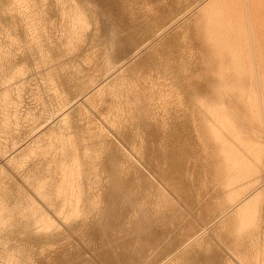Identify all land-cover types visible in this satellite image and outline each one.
Here are the masks:
<instances>
[{
    "label": "rangeland",
    "instance_id": "rangeland-1",
    "mask_svg": "<svg viewBox=\"0 0 264 264\" xmlns=\"http://www.w3.org/2000/svg\"><path fill=\"white\" fill-rule=\"evenodd\" d=\"M220 1L0 0V264H264L211 129L236 104L264 162V1Z\"/></svg>",
    "mask_w": 264,
    "mask_h": 264
},
{
    "label": "bare ground",
    "instance_id": "bare-ground-1",
    "mask_svg": "<svg viewBox=\"0 0 264 264\" xmlns=\"http://www.w3.org/2000/svg\"><path fill=\"white\" fill-rule=\"evenodd\" d=\"M220 2L221 1L219 0V3ZM225 2H226V0H225ZM229 2H230V0H229ZM229 2H227V3L229 4ZM251 2H250V4H251ZM256 3H257V1H256ZM217 4H218V1H217ZM234 4H236V2ZM231 5H233V3ZM251 7H252V5H251ZM233 9H235V8H233ZM262 9H263V7H262ZM218 10L220 12H222L221 7ZM228 10H230V7ZM257 10L259 11V9H257ZM232 11L233 10H231V12ZM235 14H236V12H235ZM254 14H256V13H254ZM258 15L259 14H257V16ZM261 15H262V13H261ZM249 16H250V14H249ZM234 17H236V16H234ZM230 18L232 19V17H230ZM247 19H249L248 16H247ZM257 19H258V17H257ZM244 21H246V20H244ZM196 22H197V20H196ZM260 23L262 24V20H260ZM207 25H206V27H207ZM253 25H254V23H253ZM258 26H259V24H258ZM251 27H253V26H251ZM230 28L232 29V26H230ZM207 31H208V29H207ZM257 31H258V29H257ZM220 32H221V30H220ZM228 33L229 32H227V34ZM199 34H200V31H199ZM252 34H253V32H252ZM254 35H255V33H254ZM207 36H209V35H207ZM248 38H251V37L248 36ZM252 38H251V40H253ZM208 39H210V37ZM257 40H258V38H257ZM253 42L255 43L256 40L252 41V43ZM258 42L261 43L260 41H258ZM254 43H253V46H254ZM262 44L264 45V43H262ZM258 45L260 46L261 44H258ZM257 48H259V47H257ZM256 51L254 53L258 52V51L257 52ZM258 56H259V54H258ZM232 58H234V57H232ZM260 60H262L261 64L256 65L253 68L251 66V68L254 70L253 75H255V78H256V80H255L256 86L254 85V87H256V88L254 89V87H253V89L255 90V98H254V103H255V107H256L255 109H257V112L261 116V118L264 119V54H263V58ZM253 65H254V63H253ZM221 72H222V70H221ZM211 123L212 122H210L208 124H211ZM211 129L213 132V137L215 138V140L218 143V148H219L218 155L221 158V165H220L221 169L223 170V172L226 173V178L222 183V201H221L222 206L234 208V210H235V212L233 213L234 217H235L234 218L235 222L233 225L234 229L232 232L235 235V237H242V236L248 235L252 232L254 233L257 229V226H258L259 206H260L261 193H262L261 181H262V178L264 176V174H263L264 173V162H263V158H262V152L259 148V143H260V141L262 139L261 137L263 135L258 134V131H261V126H258L249 117L248 114L241 112V110L239 109V107L236 104H232L229 107H221V109H219V111L215 112V115L213 117V125L211 126ZM219 157H217L218 160H219Z\"/></svg>",
    "mask_w": 264,
    "mask_h": 264
}]
</instances>
